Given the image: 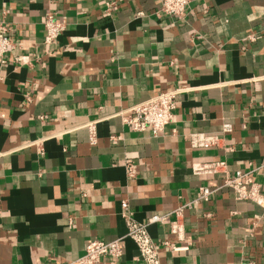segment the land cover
Listing matches in <instances>:
<instances>
[{
  "label": "crops",
  "instance_id": "obj_1",
  "mask_svg": "<svg viewBox=\"0 0 264 264\" xmlns=\"http://www.w3.org/2000/svg\"><path fill=\"white\" fill-rule=\"evenodd\" d=\"M115 1L106 16L100 0H0L13 44L0 65V264H79L89 240L125 234L122 201L145 222L220 184L196 164L251 170L264 197V0H189L183 19L156 15L160 0ZM48 12L66 22L53 46ZM178 88L162 132L123 122ZM226 122L219 147L191 145L190 133L221 135ZM181 219L188 249L161 248L160 264H264V205L219 189ZM148 231L173 240L168 223ZM101 264L145 263L127 240Z\"/></svg>",
  "mask_w": 264,
  "mask_h": 264
},
{
  "label": "built area",
  "instance_id": "obj_2",
  "mask_svg": "<svg viewBox=\"0 0 264 264\" xmlns=\"http://www.w3.org/2000/svg\"><path fill=\"white\" fill-rule=\"evenodd\" d=\"M103 4V13L111 16L116 9L115 0H100ZM189 0H160L155 11L156 15L171 16L183 19L187 14ZM141 13L138 12L137 15ZM44 37L42 43L47 46L57 44L58 37L66 29V22L55 16L54 13L45 14L43 22ZM13 46L5 26L0 25V65L6 64L5 54ZM15 62L20 63V57H15ZM181 93V89L159 92L147 100L129 107L120 113L123 122L133 131H148L152 135L162 132L165 126L172 120L175 108L176 96ZM89 131V141L95 142L94 123L87 125ZM231 125L223 123L221 135L190 133L189 140L193 147H219L223 140V134L230 131ZM128 174L133 175L130 164H126ZM192 172L196 175L222 174V180L215 187H199L196 198L187 201L171 212L160 215L154 214L147 221L135 220L128 212L126 201L121 202L124 211L123 217L126 224V232L122 236L112 240L91 239L87 242L84 253L76 262L79 264H101L103 258L119 259L123 255V249L127 240L134 243L138 251V257L145 264H160V249L164 248L170 252H182L188 249V244H181L185 241L184 225L182 213L184 209L193 207L199 201H209L219 189H230L237 200H246L257 205H264V197L261 194L260 186L253 181L251 170L235 171L230 173L224 161H211L196 164L192 167ZM155 223L169 224L170 233L173 240L164 239L155 242L150 236L148 226ZM240 264H255L252 259H244Z\"/></svg>",
  "mask_w": 264,
  "mask_h": 264
}]
</instances>
